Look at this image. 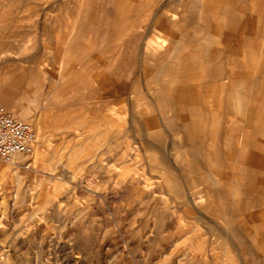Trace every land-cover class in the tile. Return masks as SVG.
I'll list each match as a JSON object with an SVG mask.
<instances>
[{
  "label": "rangeland",
  "instance_id": "rangeland-1",
  "mask_svg": "<svg viewBox=\"0 0 264 264\" xmlns=\"http://www.w3.org/2000/svg\"><path fill=\"white\" fill-rule=\"evenodd\" d=\"M1 108L0 264H264V0H0Z\"/></svg>",
  "mask_w": 264,
  "mask_h": 264
},
{
  "label": "built area",
  "instance_id": "built-area-1",
  "mask_svg": "<svg viewBox=\"0 0 264 264\" xmlns=\"http://www.w3.org/2000/svg\"><path fill=\"white\" fill-rule=\"evenodd\" d=\"M38 141L33 125L13 116L7 110L0 109V160L12 162L17 155H29L34 152Z\"/></svg>",
  "mask_w": 264,
  "mask_h": 264
},
{
  "label": "bare ground",
  "instance_id": "bare-ground-1",
  "mask_svg": "<svg viewBox=\"0 0 264 264\" xmlns=\"http://www.w3.org/2000/svg\"><path fill=\"white\" fill-rule=\"evenodd\" d=\"M21 120H24V119H21ZM31 154H32V153H31ZM31 154H29V155H31ZM17 156H19V155H17ZM17 156H15V157H17ZM14 159H15V158H14ZM14 159H13V160H14ZM20 159H21V158H20ZM12 162H13V161H12Z\"/></svg>",
  "mask_w": 264,
  "mask_h": 264
}]
</instances>
